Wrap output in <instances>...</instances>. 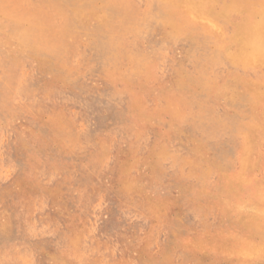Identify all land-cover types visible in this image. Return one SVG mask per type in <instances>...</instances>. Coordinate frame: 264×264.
Segmentation results:
<instances>
[{
  "label": "rangeland",
  "instance_id": "374dc122",
  "mask_svg": "<svg viewBox=\"0 0 264 264\" xmlns=\"http://www.w3.org/2000/svg\"><path fill=\"white\" fill-rule=\"evenodd\" d=\"M261 18L264 0H0V264H264V214L242 229L214 204L225 175L264 183V129L219 91L264 98V52L231 57Z\"/></svg>",
  "mask_w": 264,
  "mask_h": 264
},
{
  "label": "bare ground",
  "instance_id": "6f19581e",
  "mask_svg": "<svg viewBox=\"0 0 264 264\" xmlns=\"http://www.w3.org/2000/svg\"><path fill=\"white\" fill-rule=\"evenodd\" d=\"M259 24H262V25H259ZM234 40L235 42L237 43L238 45V48H236V50L234 52H236L237 54H231V57L233 59H238L240 60L241 59V54H240V51H242L243 53L245 51H250V52H254V53H262L264 52V18H261L258 22H256L255 20L253 19H246L244 21L243 24H241V26L239 28H237L235 31H234ZM226 58V57H225ZM227 60V59H226ZM230 61V60H229ZM232 63V62H231ZM238 66V65H237ZM201 76V75H200ZM198 82H204L205 80L202 79V77H199L197 79ZM238 81V80H237ZM242 83V85H238V84H234L235 86L234 87H226L228 86L229 83L227 84H223L224 86L222 88H219V91L221 92V94H223L224 96H227V99L229 100V103L232 104L233 106L236 105L238 106L239 108L243 107L244 105L246 106L247 105H251V108H252V113L255 114V118L257 120V124L259 126H262V128L264 129V98L261 99V95L260 96H257V100L255 98V94L257 93V88L254 87L255 85L248 82V81H244V82H240ZM235 95V96H234ZM208 103V102H207ZM206 103V104H207ZM168 108L170 109H173L172 106H168ZM14 109V108H13ZM200 112H198V115H192V118H193V121H195L194 123H201V122H205V121H208V113H205L204 110H199ZM185 113V112H184ZM189 113V112H188ZM187 113V115H188ZM191 114V113H189ZM237 115V114H236ZM184 120L187 119V117L185 116V118H183ZM238 118H235V119H225L222 121V123L220 124L222 126L223 129L225 130H228L227 128H224V127H231L232 128V124L235 120H237ZM188 120V119H187ZM194 125V124H193ZM191 127V126H190ZM189 128V127H188ZM57 130V129H56ZM56 130H52V136H54L53 139H55V135H57L55 133ZM55 133V134H54ZM104 135V134H103ZM258 135V134H256ZM253 137V136H252ZM250 136V140H252V138ZM256 139V138H255ZM254 140V139H253ZM255 142V141H254ZM248 143V142H247ZM252 145V144H251ZM87 146V145H86ZM253 147V146H252ZM85 148V147H83ZM82 148V150H83ZM201 148V147H200ZM255 148V147H254ZM84 151V150H83ZM204 151V150H203ZM206 153V152H205ZM86 154V153H85ZM241 154V153H240ZM190 155V154H189ZM238 155V154H237ZM263 155V154H262ZM238 158V157H237ZM203 159V158H202ZM243 159V158H242ZM204 160V159H203ZM200 161V160H199ZM236 162V161H235ZM259 164V163H258ZM257 164H255L256 166ZM254 166V167H255ZM241 167V166H240ZM235 169V168H234ZM85 170V169H84ZM215 170V169H214ZM244 171V169H243ZM85 172V171H84ZM227 173H229V171H227ZM234 173V172H232ZM244 173V172H243ZM237 174V173H236ZM239 174V173H238ZM242 174V173H241ZM247 174V173H246ZM252 174V173H251ZM127 175V174H126ZM229 175V174H228ZM85 176V175H84ZM227 176V175H225ZM223 177L221 178L222 179V183L221 185L218 187L219 190L215 196V201H214V204L216 203V206H218V209H220V211L222 212V215L224 217V219H228L232 214L233 216H237V223L240 224L242 227V229H246L248 225H251L252 223H255L257 219H261L262 217H260L262 214H264V186H262V183L261 185L258 184V183H245V181L241 178L239 180H236L235 182L234 181H229V179L227 177ZM237 176V175H236ZM248 177L250 176L249 173L247 175ZM254 176V175H253ZM264 176V174L262 175ZM78 177V176H77ZM161 177V176H160ZM221 177V176H220ZM241 177V176H240ZM245 177V176H244ZM70 179V177H68ZM251 177H249L248 179H250ZM260 178V177H259ZM262 179V178H261ZM71 180V179H70ZM69 180V181H70ZM88 180V179H87ZM263 180V179H262ZM74 181V180H72ZM77 181V180H76ZM74 181V184H76ZM244 181V182H243ZM253 181V179H252ZM216 182V181H215ZM250 182V181H249ZM72 184V183H71ZM80 184V183H78ZM86 184V183H85ZM73 186V184H72ZM212 186V185H211ZM76 187V186H75ZM191 187V186H190ZM74 188V187H73ZM213 188V187H212ZM211 188V189H212ZM217 188V187H216ZM207 190V189H205ZM204 190V191H205ZM214 191V190H213ZM220 191V193H219ZM205 193H208V192H205ZM183 194V193H182ZM181 194V195H182ZM191 195V196H190ZM207 195V194H206ZM185 196L187 198H190V197H193L192 194H185ZM157 197V196H156ZM245 197L247 198V201L251 202L252 205L254 206V208L256 209V211L258 212L255 215L253 216H244L243 214L239 213L240 212V208H238L237 205H239L240 202H242V198ZM195 199V197H193ZM191 198V199H193ZM207 198V197H206ZM173 199V198H172ZM200 199V197H199ZM184 200V199H182ZM187 200V199H186ZM205 200V199H203ZM202 200V201H203ZM208 200V199H207ZM64 201V200H63ZM162 201H164L162 199ZM176 201V200H175ZM188 201V200H187ZM193 201V200H192ZM191 201V202H192ZM198 201V200H197ZM206 201V200H205ZM159 202H160V199H159ZM184 202V201H183ZM186 202V201H185ZM190 202V203H191ZM194 202V201H193ZM196 203V201L194 202ZM207 203V202H206ZM164 203H162L163 205ZM197 204V203H196ZM211 204V203H210ZM236 204V205H234ZM188 205V204H187ZM193 205V204H191ZM161 206V205H160ZM159 206V207H160ZM165 207V206H164ZM211 208V207H210ZM214 208V207H213ZM168 209V207L166 208ZM165 209V210H166ZM212 211V210H210ZM214 211V209H213ZM206 213V212H205ZM218 213V212H217ZM62 214V212H61ZM206 214H209V213H206ZM216 214V213H215ZM68 216V215H67ZM107 216V215H106ZM211 216V215H210ZM109 218V217H108ZM210 218V217H209ZM204 219V218H203ZM202 219V220H203ZM208 219V217H207ZM206 219V220H207ZM223 219V218H221ZM231 219V218H230ZM209 220V219H208ZM234 220V219H233ZM223 221V220H221ZM235 221V222H236ZM262 221L264 222V218L262 219ZM175 222V221H174ZM207 222V221H206ZM199 224V223H198ZM254 226V224H252ZM230 226V224H229ZM232 226V224H231ZM234 227V226H233ZM232 227V228H233ZM256 227V226H255ZM117 228V227H116ZM159 228V227H158ZM190 228V227H189ZM196 228V227H195ZM231 228V227H230ZM184 229V228H183ZM194 229V228H193ZM192 229V230H193ZM225 229V227H224ZM240 229V228H238ZM105 230V229H104ZM190 230V229H189ZM250 230V229H249ZM228 231V230H227ZM233 231V230H232ZM241 231V230H240ZM251 231V230H250ZM127 232V231H126ZM152 232V231H151ZM199 232V230H198ZM102 233V232H101ZM221 233V232H220ZM230 233V232H228ZM238 233V232H237ZM242 233V232H241ZM244 233V232H243ZM249 233V232H247ZM256 233L258 235H260V237L264 238V225H262L261 227L257 228L256 229ZM187 234V233H186ZM193 234V232H192ZM240 234V233H239ZM250 234V233H249ZM191 235V234H190ZM253 235V234H251ZM243 237V235H240ZM248 236V235H247ZM194 237V236H192ZM191 237V238H192ZM197 237V236H196ZM205 237V236H204ZM208 237V236H207ZM226 237V236H225ZM224 237V238H225ZM228 237V235H227ZM190 237H188L189 239ZM206 238V237H205ZM231 238V237H230ZM233 238V236H232ZM186 239H187V236H186ZM245 239V238H244ZM255 239V238H253ZM185 240V239H184ZM221 241H223L222 239H220ZM250 240V239H249ZM188 241V240H187ZM197 241V240H196ZM195 241V243H196ZM235 241V240H234ZM248 242V240H246ZM216 242V241H215ZM224 242H225V239H224ZM230 242V241H228ZM239 242V241H238ZM188 243V242H187ZM227 243V242H226ZM243 243H245L243 241ZM250 243V242H249ZM189 244V243H188ZM217 244V243H216ZM222 244V243H221ZM237 244H240L237 243ZM247 244V243H246ZM251 244V243H250ZM261 244V242H260ZM264 244V243H263ZM126 245V244H125ZM181 245V244H180ZM252 245V244H251ZM250 245V246H251ZM256 245V244H255ZM175 246V245H174ZM179 246V245H178ZM197 246V245H196ZM220 246H225V245H220ZM229 246V245H228ZM232 246V244L230 245ZM229 246V247H230ZM239 246V245H238ZM242 246H244L242 244ZM247 246V245H246ZM262 246V245H260ZM259 246V247H260ZM216 247V245H215ZM233 247V246H232ZM237 247V246H236ZM257 246V250L259 248ZM197 248H199L197 246ZM225 248V247H224ZM231 248V247H230ZM229 248V249H230ZM235 248V247H234ZM253 248V247H252ZM249 249L247 251H249V253H253V258L259 259L262 257L261 253H254L253 250ZM200 249V248H199ZM209 249V248H208ZM218 249V248H217ZM220 249V248H219ZM223 249V248H221ZM232 249V248H231ZM244 249V248H243ZM261 249V247H260ZM171 250V249H170ZM226 250V249H225ZM239 250V249H238ZM242 250V248H241ZM229 251V250H228ZM233 251V250H232ZM246 251V252H247ZM134 252V251H133ZM201 252V251H200ZM204 252V251H203ZM242 252V251H241ZM202 253V252H201ZM213 253V252H212ZM244 253V252H242ZM247 252V254H249ZM203 254V253H202ZM239 254H241L239 252ZM237 253V255H239ZM251 255V254H250ZM163 256V255H162ZM210 256V255H209ZM230 256V255H229ZM218 257V255H217ZM225 257V256H224ZM231 257V256H230ZM167 258V257H166ZM165 258V259H166ZM227 258V257H226ZM238 258V257H237ZM235 259V260H238V259ZM244 258V257H243ZM246 258V257H245ZM230 259V258H229ZM227 260V259H226ZM244 260V259H243ZM247 260V259H245ZM166 261V260H165ZM193 261V264H200L198 261ZM250 263L252 262V259H249L248 260ZM254 261V260H253ZM151 262V261H150ZM202 262V261H201ZM228 262V261H227ZM249 262H244L243 264H250ZM264 262V261H263ZM237 263V262H236ZM241 263V262H240ZM239 263V264H240ZM258 263V262H257ZM262 263V262H261ZM260 263V264H261ZM214 264V262H213Z\"/></svg>",
  "mask_w": 264,
  "mask_h": 264
}]
</instances>
